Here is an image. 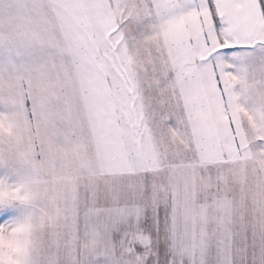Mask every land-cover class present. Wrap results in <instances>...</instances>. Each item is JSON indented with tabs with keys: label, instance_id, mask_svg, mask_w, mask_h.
<instances>
[{
	"label": "snow or ice",
	"instance_id": "snow-or-ice-1",
	"mask_svg": "<svg viewBox=\"0 0 264 264\" xmlns=\"http://www.w3.org/2000/svg\"><path fill=\"white\" fill-rule=\"evenodd\" d=\"M0 264H264V0H0Z\"/></svg>",
	"mask_w": 264,
	"mask_h": 264
}]
</instances>
